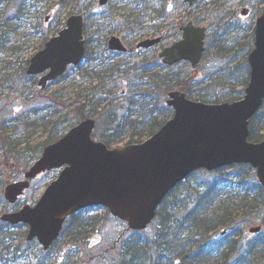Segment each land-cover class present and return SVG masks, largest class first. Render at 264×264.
Returning a JSON list of instances; mask_svg holds the SVG:
<instances>
[{
  "label": "rangeland",
  "instance_id": "374dc122",
  "mask_svg": "<svg viewBox=\"0 0 264 264\" xmlns=\"http://www.w3.org/2000/svg\"><path fill=\"white\" fill-rule=\"evenodd\" d=\"M98 1L6 0V3L0 5V32L5 28V17L21 15V13L16 12L17 6L22 3L21 5H23L22 7L25 11V15L21 20L11 23L12 33L8 42L10 50L6 53H0V121L11 119V117L22 111L26 112L33 108L43 107L51 102L50 99L53 98L54 93L62 91L65 102L70 103V105L75 101L73 99L91 100L89 109L92 111L91 115L98 119L99 124L97 140L105 142V138L117 130H124L127 133L125 127L127 122L130 124V121L142 120L139 125L137 124V132L139 133L152 117L144 118L148 111L138 108L139 116L132 117L129 115L128 120L125 118V115L129 114L128 107L131 106L134 90L135 93L140 95L152 93L154 98H156L158 89L148 76L144 75L142 71H137L131 75H116L114 77V80H116L115 85L118 86L115 90L117 92L116 95H118L116 100L113 101L109 95L105 96V89L108 88L104 85H112L113 82L108 80L102 82L99 78L100 72L108 71L106 67L111 66L107 63L103 65L105 61L104 43L107 44L112 36H117L125 39L128 46H134L138 41L164 36L165 41L158 47L161 49L180 38V27L188 21L194 20L200 22L201 25L207 26L209 30L207 37L209 51L198 69L185 66L176 68H165L163 66L154 70V73H160V75L174 71L184 74L183 77L185 79L188 77L189 83L193 85V89L196 91V98L199 93L204 92L212 83L216 85L222 79L229 82L226 73L234 67V60L238 61L241 57L243 58L248 54L240 45L245 39L249 40L250 31L252 26H255V20L260 9V7L256 8L255 6L260 0H199L197 5L193 7L185 4L184 0H111L104 7H100ZM244 8L250 9V15L242 18L241 10ZM75 13L83 14L86 18L85 40L89 46L88 55L81 65L68 69L67 78L64 81H56L50 84L47 90H43L38 85V78L35 84L27 75V61L32 55L41 50L42 43L55 35L63 27L70 15ZM47 17H49L48 21L45 20ZM152 52H149L148 55H143L145 58L149 56V63H152ZM132 60V63H138L141 58ZM211 77H214L217 81L211 82ZM131 85H133L134 89H132ZM95 90L102 92V94H98L94 98ZM123 90L128 92L125 93L124 97H122ZM216 90L222 97L228 96L231 86L221 83L217 85ZM214 91L212 89V92ZM102 95L105 96L104 100ZM99 100H102L100 104ZM104 107H108V109H104ZM116 107H118V119L117 123L112 125L110 122H112L114 116L111 111L116 113L114 109ZM145 120H148V122L143 124ZM104 133L108 135L105 136ZM33 135L35 141H44L47 137L43 130L34 132ZM240 170L238 168V171ZM235 171V168H228L223 170L222 173L218 172V176L213 173L199 172L189 181V188L173 196L170 205L172 204V207L180 205L181 208H177L175 211L173 209L172 212L176 215L179 213V217L184 219L193 206L192 195L195 197V194L197 196L202 195L206 189L210 190L214 186L213 183L216 177L218 179L224 178L228 180V183H237L238 180L230 175V173H235ZM58 175L59 170L40 175L32 182L31 188L18 202V209L26 204H35L44 192L45 185L49 184ZM22 178V175H18L14 178V181ZM223 191L225 193V198L223 199L226 200L228 194L236 197L238 193L235 189H225ZM189 193L191 194L189 201L186 199L185 202H182V199ZM232 202L238 203L237 200ZM215 207L216 205H214ZM262 208L261 214L252 216L250 221L244 220L247 216L244 218L240 215L236 223L240 235L236 239L233 237L234 239L232 238V240L242 241L243 243H241L246 246L248 241L256 238L257 235L250 233V228L254 225L264 224V206ZM12 209V204L6 202L4 190L1 189L0 213L8 212ZM87 215L88 217L97 215L101 220L97 227V232L90 238L89 244L83 251L72 247L71 239L65 234L50 252L49 257H44L37 244L25 242L22 245L21 252L27 256V259L13 261L10 264H54L57 258L59 260L62 259L65 264H123L125 260L122 257L128 255V245L134 240H139V243L145 246L142 247L144 250L140 252L141 259L139 261L142 260L147 264H154V256L160 252L156 246V234L159 228L166 223L168 224V222H162L161 219L157 218L146 231L137 234L129 229L127 223L106 212L105 209L99 208L87 213L85 215L86 219ZM174 219L175 217L173 220L171 217L169 223L172 224ZM184 227L185 225L183 228H178V231H185L186 228ZM16 233L20 232L16 231ZM221 233L223 234V230H218L212 232L210 236L219 238L222 235ZM17 235H12V237L18 239L19 236L17 238ZM242 250H239L240 252L236 255L239 256ZM217 256L218 252L215 253L213 261L205 259L204 261H210L202 262L201 264H217ZM238 256H235L236 259ZM248 257V263L250 264L252 256L248 255Z\"/></svg>",
  "mask_w": 264,
  "mask_h": 264
},
{
  "label": "water",
  "instance_id": "95a60500",
  "mask_svg": "<svg viewBox=\"0 0 264 264\" xmlns=\"http://www.w3.org/2000/svg\"><path fill=\"white\" fill-rule=\"evenodd\" d=\"M109 0H101L102 5ZM193 5L196 0H186ZM183 38L161 56L169 65L189 61L197 66L206 50V28L189 22ZM160 38L141 45L149 47ZM110 48L125 50L120 39ZM85 53L83 17L69 18L67 28L47 43L31 60L29 74L50 69L40 85L64 74L69 64H79ZM251 78L245 98L234 103L206 104L192 101L185 93L169 95L174 117L142 144L109 148L92 138L96 120L73 127L58 142L47 146L42 157L26 172L25 179L9 184L5 198L16 203L31 186V180L52 169L63 168L35 206L6 213L2 220L29 225L28 240L38 239L48 250L59 237L65 220L74 213L102 206L127 221L135 230L145 229L169 192L199 169L209 171L248 163L257 169L264 187V142L249 141L250 120L264 103V14L256 25L255 48L248 58ZM260 227L251 232L260 231ZM264 264V263H262Z\"/></svg>",
  "mask_w": 264,
  "mask_h": 264
},
{
  "label": "trees",
  "instance_id": "16d2710c",
  "mask_svg": "<svg viewBox=\"0 0 264 264\" xmlns=\"http://www.w3.org/2000/svg\"><path fill=\"white\" fill-rule=\"evenodd\" d=\"M260 5H262V8L259 13H262L264 11V0H260ZM18 10L21 16L18 14L14 17L15 21L22 19L25 15L22 6H20ZM10 23V20H8L7 23L5 22V28L0 32V52H7L8 50L7 45L9 36L12 33ZM248 38V41L245 39L240 45L247 53L253 47V28ZM250 42L252 43L250 44ZM234 61H232L234 67L226 73L229 82L222 79L218 81L216 85L212 83L209 88L199 93L196 98V91L193 89V85L189 83L188 77L186 79L183 77L184 74L174 71L171 72V74L167 73L165 75H160L152 72L150 69L142 67L143 74L148 76L157 87L158 95L154 98L152 93L144 95L138 94L136 96L138 100L132 102V105L140 103L144 109L150 108L151 114L149 116L153 118V122L147 127H143L139 133L137 132V126L141 123L140 121H130V124L127 122L125 127L127 132H129L128 134L125 133L124 130H117L112 135L106 137L105 142L109 146L122 145L125 141V144L141 143L153 135L174 114L173 110L165 105L166 98L172 90L184 91L191 99L207 103L218 104L221 102H234L240 100L250 80V68L247 55L243 58L241 57L238 61ZM118 73L119 71L115 70L113 75L109 77L107 73L102 72L99 78L102 82H105L109 78L114 80V77L118 75ZM210 80L211 82L217 81L214 77H211ZM221 83L231 86V91L228 96L222 97L216 90L217 85ZM104 86L109 88L105 89V96L112 94V90L116 89V86ZM95 89H97V87H95ZM212 89L215 91L212 92ZM98 94H102V92L95 90L94 98L97 97ZM105 96L102 95L103 100ZM63 99L64 96L62 91H58L54 93L53 98L50 99L51 102L47 105L33 108L26 112L22 111L14 117H11V119L0 121V190H3L8 183L13 182L16 176L23 175L31 164L41 156L44 147L58 141L71 127L88 116H91L92 111L89 109L91 100L73 99L75 101L70 105V103L68 104V102H65V99ZM63 101L64 103H62ZM101 101L102 100H99V104ZM104 109H108V107H104ZM114 109L116 110V108ZM154 112H157L156 116H154ZM111 113L114 119L110 123L115 125L118 119L116 115L117 110L116 113H114V111H111ZM130 116H133V112ZM125 118L128 120L127 116ZM98 127L99 124L97 129ZM39 130H43L47 135L44 141H35L33 133ZM97 135L98 132L96 130L94 136ZM104 135L107 136L108 134L104 133ZM250 140L254 142L264 140V107L250 122ZM20 167L23 169H19ZM233 168H235L236 171L235 173H230V175L238 180L237 183H228V180L224 178L218 179V177H216L213 183L214 186L211 190L205 192L203 197L197 198L196 205L198 207L202 205L203 208L199 211L197 207L190 212L188 218L191 220V228H193V232L190 234L194 238V243L201 242L200 246H202L200 250L196 251L197 253L195 252L198 256L200 252H202V248L205 247L203 245L208 243L209 233L218 230H228L223 238L218 240L217 264H249L248 255L252 256V258H250V264H257L264 260V237L258 236V238L248 241L246 246L242 244V241V243L239 240L236 242L233 241L232 238H238L240 235L236 226L240 215L244 218L247 216L244 220L250 221L252 220V216L261 214L263 211L262 207L264 206V190L257 181L254 170L250 166L239 165ZM238 168L241 170L238 171ZM222 172L223 170L219 171V173ZM213 174L218 176V172H213ZM181 189L182 188H179L178 191ZM225 189L237 190V196H230V194H228L227 200L223 199L225 194L223 190ZM215 190H218L217 196L219 205L215 209H210L209 202L206 199L209 196H213L214 198L215 194L210 193H213ZM242 193H244V195H242ZM174 195H172L170 199L167 198L164 201L159 212V217L162 222H168V224H164L163 227L159 228L157 231V233H160L156 245L160 250L157 254V262H162L164 264H171L176 260L191 262L194 258L186 253V250H188L186 239L189 236L187 231L189 227H186L187 230L185 231H178V228L183 226L184 221L179 218V213L176 215L172 212L173 209L175 211L177 208H181L180 205L174 207H172V204L170 205ZM234 200H237L238 203H233L232 201ZM92 211L94 210L80 211L73 215L67 221V225L62 233L61 238L66 234L72 241L68 242L73 243L72 247L77 250L83 251L88 244V239L97 231L101 219L98 218L97 215H91L89 217L87 215V219L85 218V215ZM171 217L172 220L175 217L172 224L169 223ZM176 225L177 228L174 229ZM16 231L20 233H16ZM26 233V226H12L0 221V264H10L13 261H20L24 258L21 248L26 242ZM16 234H18L17 238L19 236L20 239H14L12 237V235ZM142 247L145 246L139 243V240L131 242L128 245V255L122 257V259L125 260L123 264H147L142 260L139 261V259H141L140 252L144 250ZM239 250H242V253L238 256L236 254L240 252ZM235 256H238V258L236 259ZM232 258L233 261H231ZM57 263L61 264L62 261L59 260Z\"/></svg>",
  "mask_w": 264,
  "mask_h": 264
},
{
  "label": "flooded vegetation",
  "instance_id": "af4514ba",
  "mask_svg": "<svg viewBox=\"0 0 264 264\" xmlns=\"http://www.w3.org/2000/svg\"><path fill=\"white\" fill-rule=\"evenodd\" d=\"M181 28V27H180ZM154 37L151 38H147V39H152ZM142 39V38H141ZM145 39V40H147ZM121 42L125 45V47L127 48V50L125 52L122 51H116V50H112L110 48V42L107 43V46L105 48V52L107 55H105V58L113 64V66H118V69L122 72V73H128V72H132L135 68H136V64L132 63V59L134 58H145L143 55H148L149 52L153 51V55H151L152 57V63H147L145 68L150 69L152 72H155V69H158L160 67H163V63L162 60L159 58V53L166 48L167 46L162 47L161 49H159L158 47L165 41L164 36L161 37V41L158 44H154L151 45L148 48H142L139 47V44L143 41H138L137 43H135V45H131L128 46L126 44V40L120 38ZM174 42V41H173ZM172 42V43H173ZM171 43V44H172ZM161 50V51H160ZM146 58H149V56H147ZM159 59V61H158Z\"/></svg>",
  "mask_w": 264,
  "mask_h": 264
}]
</instances>
